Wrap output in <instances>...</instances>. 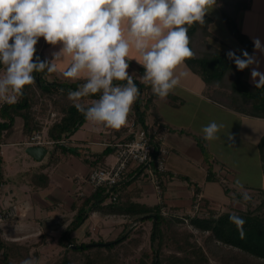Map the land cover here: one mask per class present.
<instances>
[{
	"label": "trees",
	"instance_id": "1",
	"mask_svg": "<svg viewBox=\"0 0 264 264\" xmlns=\"http://www.w3.org/2000/svg\"><path fill=\"white\" fill-rule=\"evenodd\" d=\"M215 7L220 11L230 35L241 45L251 49L253 43L238 25L239 15L248 9L249 0H217ZM213 23L214 18L207 14L204 25L196 23L189 28L190 47L195 55L186 59V65L201 76L209 87L207 95L210 99L236 112L264 119V87L256 88L249 84L244 78V70H238L234 60L226 55L232 51L239 56L236 51L221 49L216 45L218 38L211 31ZM35 58L43 61L41 56L35 55ZM34 75L35 82L25 86L23 95L16 103H0V149L1 144L14 133L17 119L23 122V137L30 138L36 132H42L44 120L52 113L55 114L56 118L48 126L46 135L51 144L44 146L49 153L48 162L23 175L28 176L25 179L32 189L38 191L49 186L50 170L70 156L83 157L91 168L105 166L106 158L115 153L117 148L108 147L100 154H83L79 149L70 147L66 142L87 120L74 106L75 102L69 98L68 93L77 90L83 80L49 82L43 78L44 72ZM134 79L141 95L129 116L147 129L149 114L159 97L153 94L149 84ZM168 96L172 98L171 94ZM98 98L90 96L79 102L90 105ZM201 141V148L208 160L209 154ZM150 144V166L160 180L162 202L149 206L134 202L130 196L124 200V193L131 183L127 179L130 171L113 188L85 191L70 207L73 216L58 239V244L64 249L63 257L55 264H264V197L255 207L248 203L245 209L228 211L206 210L203 201L198 214L186 217L175 215L164 201L172 175L157 172L161 151L157 135H152ZM259 147L264 152V137ZM4 163V158L0 155V189L9 182ZM142 173L143 171L139 175ZM214 176L210 170L208 180L211 181ZM194 188L197 192L200 191L197 186ZM94 213L127 218L121 235L115 240H106L100 236L89 242L84 240L89 232L83 237L76 236V231ZM231 215L242 218L243 225L231 222ZM65 222L62 219L61 226ZM149 222V248L137 256L134 251L143 243V225ZM44 241L45 235H40L36 243L10 240L0 224V264H21V261L29 257L38 261V248ZM131 255L134 258L126 262Z\"/></svg>",
	"mask_w": 264,
	"mask_h": 264
},
{
	"label": "crops",
	"instance_id": "2",
	"mask_svg": "<svg viewBox=\"0 0 264 264\" xmlns=\"http://www.w3.org/2000/svg\"><path fill=\"white\" fill-rule=\"evenodd\" d=\"M214 24L215 21L211 31L218 38V41H215L218 46L221 39L214 32ZM238 25L252 43L258 38L264 45V0H249L248 9L239 15ZM9 43L11 44L12 41L10 40ZM232 43H235L233 44L235 49L231 47L230 50L236 51L241 58H243L242 53L246 51L249 55L254 54L259 61L258 66L253 64L244 69L245 80L255 85L252 82L251 72L256 68L264 73V52L254 53V44L251 49H247L237 40ZM60 47L59 44L49 45L43 37H40L35 55L41 56L43 61H52L53 53L58 52ZM128 58H126L129 63L128 73L141 81L144 68L136 61L141 59L140 55L135 49H131ZM71 62V56L61 57L54 61L55 71L45 70L43 78L49 82H72L63 76V72ZM176 73L183 75L180 76L179 85L170 93L172 98L167 96L165 99H156L148 118L150 127L155 129L160 127L165 130L162 147L167 150L165 158L167 173L172 175L164 194L166 205L175 215L190 216L194 186L203 192L206 210L228 211L240 209L248 203L255 205L264 197V152L259 147L264 137V119L236 112L210 99L207 95L209 87L201 76L189 69L185 62L178 66ZM3 74V66H0V76ZM131 118L129 116L126 123L118 129L104 127L87 120L66 143L70 147L79 149L83 154H100L108 147L117 148L119 144L131 138L128 126ZM212 121L223 124L224 127L219 133V139L206 141L203 139L201 129ZM85 125L89 126L85 127ZM22 126V120L17 119L14 133L9 138L14 139L11 145L28 149L33 146L25 143L28 137H23ZM80 130L85 133L83 137H78ZM200 141L209 154L208 160ZM3 144L0 149L3 154L0 155L4 158V170L9 182L0 189V207L14 208L17 214L3 225L5 236L13 241L32 242L37 236L46 235L42 231L47 233L46 229L50 227V233L60 237L61 229L66 228L73 216L71 205L81 197L82 191L90 190L86 181L91 167L84 162L83 157L70 156L50 170L49 186L44 190L35 191L23 175L47 163L49 153L38 160L27 152L26 158H20L19 170L8 175L5 169L7 163ZM251 159L253 166L250 165ZM114 161L115 153L106 158L105 165H110ZM210 170L215 174V178L211 181L208 180ZM141 171L143 173L139 175ZM127 179L131 183L124 193V200L130 196L134 202L149 206L162 202L163 198L157 193L147 169L134 168L128 173ZM221 181L227 186L233 185L226 188L228 193L226 189L224 190ZM229 194H233L232 199L227 196ZM66 212L72 216L65 217ZM117 217L94 213L89 219L94 221V226L99 223L104 229L109 225L107 222L115 220L112 225L118 224L122 233L128 219ZM62 219L66 221L63 226H61ZM55 220L57 222L52 226L49 222ZM99 236L106 239L105 234L100 233Z\"/></svg>",
	"mask_w": 264,
	"mask_h": 264
},
{
	"label": "clouds",
	"instance_id": "3",
	"mask_svg": "<svg viewBox=\"0 0 264 264\" xmlns=\"http://www.w3.org/2000/svg\"><path fill=\"white\" fill-rule=\"evenodd\" d=\"M216 4L217 0H0V66L4 70L0 101L16 103L25 86L35 82V73L55 71L54 61L69 55L72 62L63 76L72 82L83 80L68 93L74 106L86 120L118 129L141 95L127 71L130 50L141 57L136 60L144 68L141 81L165 99L180 83L183 73H176L178 66L195 55L189 28L204 25ZM40 37L49 45H61L52 61L35 58ZM253 44L254 53L264 52L258 38ZM226 55L240 71L259 64L246 51L243 58L232 51ZM251 77L256 88L264 87V73L253 68ZM90 96L99 98L90 105L79 102ZM223 127L208 123L201 129L203 139H219ZM229 219L244 223L235 215ZM21 264L38 261L29 257Z\"/></svg>",
	"mask_w": 264,
	"mask_h": 264
},
{
	"label": "built area",
	"instance_id": "4",
	"mask_svg": "<svg viewBox=\"0 0 264 264\" xmlns=\"http://www.w3.org/2000/svg\"><path fill=\"white\" fill-rule=\"evenodd\" d=\"M54 118L55 115L52 114ZM129 130L131 132V138L126 142H123L117 146L115 152V161L110 165L98 166L91 168L87 177V185L91 191H96L100 188H113L123 179L124 175L134 168H145L148 174L151 176L157 193L162 197V188L160 180L157 174L151 168L150 164L152 161L151 152L152 146L150 139L152 135H157L158 140L161 144L160 159L157 164V172L160 174H166L167 169L165 166V158L167 156L166 148L162 147L163 132L164 129L148 127L144 128L142 125L137 123L134 118H131L129 123ZM25 143L31 146H45L51 144L48 141L46 134L42 132H36L30 138L25 139ZM0 154H3L0 151ZM85 194L84 191L80 193L81 196ZM193 204L190 216L198 214L203 206L204 195L203 192L196 191L195 188L192 190ZM113 200H116L113 197ZM14 208L3 209L0 207V224L3 226L11 219L16 217Z\"/></svg>",
	"mask_w": 264,
	"mask_h": 264
},
{
	"label": "rangeland",
	"instance_id": "5",
	"mask_svg": "<svg viewBox=\"0 0 264 264\" xmlns=\"http://www.w3.org/2000/svg\"><path fill=\"white\" fill-rule=\"evenodd\" d=\"M208 14L214 18L215 24H214L213 29H214V32L217 34V36H219L221 39V42L219 43L218 47H220L221 49H231V47L232 49H235L234 48L235 46H233V44L235 43H232V42H236V40L230 35L229 31L227 30L220 11L216 7H214ZM52 114L50 115V117L44 120V129L42 131L46 135H47L48 126L52 124L53 120L56 118V117L53 118ZM86 126H89V125H85V127ZM84 135L85 133L83 132V130H80L78 137H83ZM13 142H14V139L9 138L3 144V150L6 153V163H7L5 165V169L8 175H11L15 173L16 170H19L20 162H21L20 158L24 159L28 156L27 149L25 147L13 146L11 145ZM11 163H14V165H11ZM250 165L253 166V159H251ZM11 170H13V172ZM24 177L28 179V176H24ZM221 183H222L224 190L227 187L233 186L230 184H228L227 186L226 184H224L225 182H222V181ZM8 195L10 194L8 193ZM232 195L233 194H229L227 196L232 199L233 198ZM260 201L261 200H258V203H256L255 205L251 204L252 207H255L256 205H258ZM245 208L246 206L241 207L240 209H245ZM71 216L72 215L69 212H66L65 217L70 218ZM55 222H57V220L53 222H49V223L52 224L53 226ZM93 222L94 221L92 219L87 220L76 231L75 235L79 237H83L86 232H89V236L84 238V240L87 242H89L92 239H95V240L99 239L100 233L105 234V238L108 240H115L121 235L119 231L120 226H118V224L112 225V223H114L115 220L107 222V225L109 224L107 229L101 228L99 223L96 226H94ZM143 228L145 230V233L143 235V243L141 244L138 250L134 251L135 255L137 256H140L142 252L144 251V249L149 248V245H150L151 223L149 222V223L144 224ZM46 230H47V233L42 231L46 235H45L44 243L38 248L39 250L38 251L39 252L38 264H55L58 260H60L63 257L64 249L58 244L59 237L57 235L50 233L51 232L50 227L47 228ZM63 230L64 229H61V234ZM39 238L40 236H37V238L32 242H35V243L38 242ZM198 241L201 242L200 237H198ZM133 258H134L133 255L129 256L128 260L126 259V262L129 260H132Z\"/></svg>",
	"mask_w": 264,
	"mask_h": 264
},
{
	"label": "water",
	"instance_id": "6",
	"mask_svg": "<svg viewBox=\"0 0 264 264\" xmlns=\"http://www.w3.org/2000/svg\"><path fill=\"white\" fill-rule=\"evenodd\" d=\"M27 152L37 158L38 160L41 159L44 155H46V153L48 152V150L45 147L42 146H33L27 149Z\"/></svg>",
	"mask_w": 264,
	"mask_h": 264
}]
</instances>
